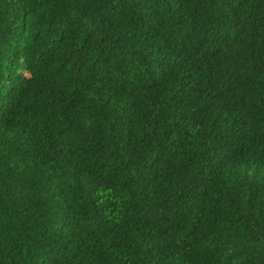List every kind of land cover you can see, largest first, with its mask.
Listing matches in <instances>:
<instances>
[{"label": "trees", "instance_id": "obj_1", "mask_svg": "<svg viewBox=\"0 0 264 264\" xmlns=\"http://www.w3.org/2000/svg\"><path fill=\"white\" fill-rule=\"evenodd\" d=\"M0 264H264V0H0Z\"/></svg>", "mask_w": 264, "mask_h": 264}]
</instances>
